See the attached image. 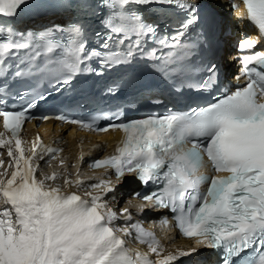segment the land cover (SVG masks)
Listing matches in <instances>:
<instances>
[{"label": "snow or ice", "instance_id": "1", "mask_svg": "<svg viewBox=\"0 0 264 264\" xmlns=\"http://www.w3.org/2000/svg\"><path fill=\"white\" fill-rule=\"evenodd\" d=\"M242 3L238 18L259 36L242 33L237 42L230 59L240 65L236 80L246 84L229 92L202 0H0V147L7 148L13 168L0 172V264H174L201 249L217 253L214 264H264V50H257L264 42V0ZM229 6L239 9L236 0ZM49 8L66 19L39 30L16 27L26 11ZM113 72L120 79L101 95H115L144 76L159 80L173 105L187 92L218 95L206 106L130 120L120 108L111 116L60 114L55 119L88 131H120L123 139L89 165L105 169L95 183L65 178L75 190L64 191L49 183L56 172L38 178V161L47 156L51 166L62 149L45 146L39 135L30 148L22 146L26 122L51 117L31 115L36 99H47L43 93L17 109L29 95L17 85L54 78L60 91L77 76ZM100 120L112 122L100 127ZM113 174L117 184L131 175L146 189L131 193L142 200L138 214L168 210L172 220L160 223L193 246L160 258L163 245L133 221L130 208L109 205L110 194L116 199ZM133 232L155 261L127 246Z\"/></svg>", "mask_w": 264, "mask_h": 264}, {"label": "bare ground", "instance_id": "2", "mask_svg": "<svg viewBox=\"0 0 264 264\" xmlns=\"http://www.w3.org/2000/svg\"><path fill=\"white\" fill-rule=\"evenodd\" d=\"M228 18L230 17L223 15L224 20L228 21L229 20ZM233 34H236V31ZM227 38L230 39L232 38V36L230 35ZM0 131H3V130L0 128ZM72 133H73V130L69 129L67 131L65 126L59 128L58 126L49 122L47 124L41 125L38 128L31 127L22 134V139L26 142L22 146H24L25 148H30L32 142H34L37 135H39L42 143L45 146L62 149V151L58 154V158L51 161L52 164L47 169L48 170L47 175H51L53 172H56V173L63 172L64 175H67L65 171L69 172L70 175H68L67 177L66 176L63 177L60 184L57 183L56 180L54 182L49 181V183L52 184L53 186L59 185L60 187L68 188L64 185L65 178L71 179L73 181L77 179L78 172L75 170L77 167V163L81 157H84L88 155L91 151H93L92 149L93 144H95V142L106 141L107 143L111 145L112 142L120 136L119 132H110V133H106L102 135H92L89 133L80 132V133H76L75 136H73ZM13 147H14V142H13ZM26 154H30V152ZM60 158L65 159L64 164H66V167L68 166V169L66 168L67 170L65 168H62L63 166H61L60 164ZM0 159H4V161L6 160L8 161L9 157L7 156V148L0 147ZM47 160H48V157L46 156L44 160L38 161L41 169L45 167V164L47 165V163H45V161ZM5 165H6V162L4 163L3 166ZM12 170L9 171V174L11 173ZM79 178L82 179L83 177H79ZM124 181L126 183L133 182V180L130 177L126 178ZM107 201L114 210L118 211L120 208L124 207L123 199H121L119 202H116V204H115V201H112L110 199H107ZM167 232L163 231L161 233L163 240H159L165 249V251L161 253L160 258H163V256L166 255L168 251H175L177 249H183L186 244L190 243V240H178V239H175L174 242H167L164 240L165 239L164 236H166ZM128 239H130V237ZM147 249H148V246H147ZM153 255H154L153 256L154 260H156L157 256L154 253Z\"/></svg>", "mask_w": 264, "mask_h": 264}, {"label": "rangeland", "instance_id": "3", "mask_svg": "<svg viewBox=\"0 0 264 264\" xmlns=\"http://www.w3.org/2000/svg\"><path fill=\"white\" fill-rule=\"evenodd\" d=\"M3 161H4V159H2ZM9 161H10V158L8 159V161L6 160V161H4V163L6 162V165L5 166H2V167H0V171H4V169H7L8 170V173H9V171L10 170H12L13 168H9L8 166H7V164H9ZM52 164V163H51ZM4 165V164H3ZM49 168V164H45V167H43L42 169L40 168L39 170H38V172H37V176H38V178H43V176L44 175H47V172H48V169ZM62 168H67L68 169V166L66 167V164H64L63 165V167ZM66 169V170H67ZM57 173H59L58 174V178L56 179V182L57 183H61V181H62V179H63V177H67L68 175H69V172H66L65 171V173L67 174V175H64V173L63 172H57Z\"/></svg>", "mask_w": 264, "mask_h": 264}]
</instances>
